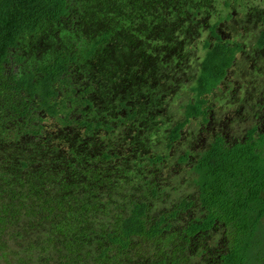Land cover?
Listing matches in <instances>:
<instances>
[{
  "label": "trees",
  "instance_id": "1",
  "mask_svg": "<svg viewBox=\"0 0 264 264\" xmlns=\"http://www.w3.org/2000/svg\"><path fill=\"white\" fill-rule=\"evenodd\" d=\"M261 5L0 0L3 264H264V114L192 140L235 65L264 87Z\"/></svg>",
  "mask_w": 264,
  "mask_h": 264
},
{
  "label": "rangeland",
  "instance_id": "2",
  "mask_svg": "<svg viewBox=\"0 0 264 264\" xmlns=\"http://www.w3.org/2000/svg\"><path fill=\"white\" fill-rule=\"evenodd\" d=\"M213 20L214 18L212 19V21ZM224 24L227 25V23ZM240 38L241 37H238L237 40L238 41L243 40L245 42V49H244L245 53L248 55V59H252L254 57L253 50L256 49L253 46L254 38L247 37L245 35H243L241 39ZM196 40H198V38ZM189 53L194 56L201 55L198 49L197 50L193 49ZM236 55L238 56V58L241 57L242 59H244L243 58L244 55L241 54L240 52L237 53ZM254 58H255L254 66L255 67L260 66L264 68V57L262 53H260V55H258L257 57L255 56ZM244 62L245 61L242 60V63ZM242 65L243 67L245 66V64ZM242 65L241 63H238L237 66L235 65L233 68L230 69L231 74L229 76V79L236 83L235 86H238L239 84L241 89L246 88L248 93L251 96H253L254 99H259L261 101V104L257 105L252 100V109L254 110L248 107L244 109L242 107H239V105L244 100V98L248 96V94H244L241 90L236 91L234 92V94H232L233 90H230L231 87L229 85H227L226 87H222L220 90L218 89L213 90L211 94L208 96V102L206 103V105H208L209 109L211 110L210 112L212 113V121L220 124L216 128L210 129L208 131L209 133H206L204 130L201 131L198 130L199 125H197V127H194L195 132L193 136L194 138L192 140L194 141V145L196 149L198 148V146L199 147L202 146V144L204 143L203 141L206 139L207 135L209 136L212 133V131L214 132L221 131L226 136H237V137L243 136V134L250 127L252 122L255 121L254 119L255 115L258 116L260 113L264 114V100H263L264 87H260V86L251 87L249 85L258 80H261L263 76L260 74L259 71L253 72L252 70H249L250 73L246 75ZM249 66L250 65L246 67L247 70ZM235 70L237 71L235 72ZM235 86L233 88H235ZM231 96L232 98H230ZM180 149L177 147H173L171 153L173 154L175 152H179L183 150V148ZM184 166L185 164L176 166V180L181 181V185L183 186V187H179L178 195L180 196L182 194L188 195L191 192H193L191 185L187 186L183 184L185 183V180L188 179V171L187 168ZM3 237L6 238V236L4 235ZM7 242H8L7 243L8 246L11 247V241L8 240ZM0 264H3L1 259H0Z\"/></svg>",
  "mask_w": 264,
  "mask_h": 264
},
{
  "label": "flooded vegetation",
  "instance_id": "3",
  "mask_svg": "<svg viewBox=\"0 0 264 264\" xmlns=\"http://www.w3.org/2000/svg\"><path fill=\"white\" fill-rule=\"evenodd\" d=\"M261 9H264V7L263 8H261ZM263 24V23H261L260 21H257V22H254V23H246L245 25H258V24ZM219 25H224L223 23H220ZM255 48V47H254ZM253 48V49H254ZM263 49H264V46H262L261 48H259V49H254L253 51H254V53H253V55H254V57L256 56H258V55H260V53H262V55H263V57H264V52H263ZM241 54H243V53H241ZM244 56H243V58H244V61L248 64V65H250L249 66V68H255L254 67V63H255V58L253 57L252 59H248V55L247 54H243ZM254 61V62H253ZM264 69V68H263ZM226 85H229L230 87H231V89L230 90H233V92H232V94H234V92H236V91H242L244 94H248V96H246V99H248L249 100V98H250V101L252 102V100H253V102L254 103H256L257 105H260L261 104V101L259 100V99H254L253 98V96H251L249 93H248V91H247V89L246 88H244V89H241V87L240 86H235L236 85V83L235 82H233V81H231V84H226ZM235 86V88H233ZM230 98H232V96L230 97ZM263 100H264V98H263ZM240 107V106H239ZM242 107V106H241ZM243 108V107H242ZM254 119H255V117H254ZM209 133V132H208ZM212 135H214L213 134V131H212V133L208 136L207 135V137H206V139L203 141L204 143L202 144L203 146L204 145H206L207 144V141L208 140H210L213 136Z\"/></svg>",
  "mask_w": 264,
  "mask_h": 264
},
{
  "label": "clouds",
  "instance_id": "4",
  "mask_svg": "<svg viewBox=\"0 0 264 264\" xmlns=\"http://www.w3.org/2000/svg\"><path fill=\"white\" fill-rule=\"evenodd\" d=\"M263 7H264V6H263ZM202 146H203V145H202ZM202 146H201V147H202ZM198 148H199V146H198ZM195 149H196V148H195ZM193 155H194V154H192V156H193Z\"/></svg>",
  "mask_w": 264,
  "mask_h": 264
}]
</instances>
